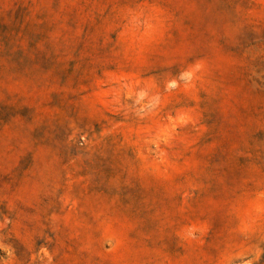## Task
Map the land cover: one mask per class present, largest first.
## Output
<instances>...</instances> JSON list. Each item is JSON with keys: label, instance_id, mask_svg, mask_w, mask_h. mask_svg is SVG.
<instances>
[{"label": "rangeland", "instance_id": "374dc122", "mask_svg": "<svg viewBox=\"0 0 264 264\" xmlns=\"http://www.w3.org/2000/svg\"><path fill=\"white\" fill-rule=\"evenodd\" d=\"M0 264H264V0H0Z\"/></svg>", "mask_w": 264, "mask_h": 264}]
</instances>
